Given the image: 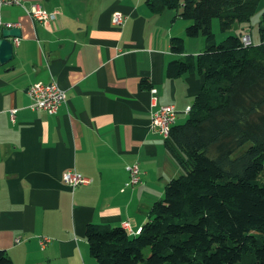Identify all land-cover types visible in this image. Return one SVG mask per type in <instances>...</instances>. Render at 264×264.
<instances>
[{
    "label": "crops",
    "instance_id": "crops-1",
    "mask_svg": "<svg viewBox=\"0 0 264 264\" xmlns=\"http://www.w3.org/2000/svg\"><path fill=\"white\" fill-rule=\"evenodd\" d=\"M146 1L22 0L0 8L19 31L7 37L11 57L0 58V250L11 264H97L87 224L127 222L137 234L180 172L151 118L172 105L174 125L186 120L204 77L172 75L168 65L195 58L205 41L185 35L190 21L179 6L155 13ZM33 6L58 17L34 20L25 11ZM115 12L122 24L112 22ZM174 37L183 38L182 52L172 50ZM37 81L65 90L56 113L30 107L27 88ZM135 162L140 182L130 186L127 165ZM66 170L91 182L71 187L61 178ZM43 236L49 242L41 246Z\"/></svg>",
    "mask_w": 264,
    "mask_h": 264
},
{
    "label": "trees",
    "instance_id": "trees-1",
    "mask_svg": "<svg viewBox=\"0 0 264 264\" xmlns=\"http://www.w3.org/2000/svg\"><path fill=\"white\" fill-rule=\"evenodd\" d=\"M259 2L146 1L155 13L179 6L190 21L185 35L203 36L195 58L173 60L168 68L172 75L195 71L204 81L188 117L166 139L182 173L166 183L139 232L87 224L97 264H264V9L258 43L244 45L242 32L231 31L251 19ZM215 17L227 34L219 42ZM171 47L182 52L183 38L174 37ZM0 264H11L3 250Z\"/></svg>",
    "mask_w": 264,
    "mask_h": 264
},
{
    "label": "built area",
    "instance_id": "built-area-1",
    "mask_svg": "<svg viewBox=\"0 0 264 264\" xmlns=\"http://www.w3.org/2000/svg\"><path fill=\"white\" fill-rule=\"evenodd\" d=\"M22 0H0V8L4 5L9 4H17L19 5ZM25 11L28 13L30 18L34 20L41 21L43 23H47L51 20H54L58 17L57 11L48 12L42 8L33 6L30 9L25 8ZM112 22L115 24H121L123 22V16L115 12L112 15ZM16 24L12 22L3 21L0 17V34L3 28L15 27ZM17 38L14 40L17 42ZM241 41L244 45L251 44V40L249 35L243 34L241 37ZM151 94L154 95L156 90L154 88H150ZM27 93L31 99L30 107L33 110H41L48 112L50 114H54L58 111L59 107L62 103L65 102V90H63L55 81H51L48 83L44 82H33L27 88ZM13 109L11 110V114L13 116ZM189 111V107L185 110ZM176 118V110L172 105H162L157 108L152 113V126L164 137L168 138L170 134L171 127L174 125V121ZM127 171L129 174L127 185H135L140 182V170L138 163H132L127 165ZM62 181L71 186L75 187L77 185H86L91 182V178L88 176H84L80 173L66 170L63 172ZM123 228L128 230L127 222L123 223ZM139 232V231H138ZM40 245L43 246L47 242H49V238L47 236H43L39 239Z\"/></svg>",
    "mask_w": 264,
    "mask_h": 264
},
{
    "label": "rangeland",
    "instance_id": "rangeland-1",
    "mask_svg": "<svg viewBox=\"0 0 264 264\" xmlns=\"http://www.w3.org/2000/svg\"><path fill=\"white\" fill-rule=\"evenodd\" d=\"M263 9H264V0H260L258 7H257L255 13L252 15L251 19L248 22H243V24H245V28L241 29L238 26L240 23H236L232 26V33L238 34L239 32L246 31L247 34H249L251 36L254 43H256V41H259L260 36H259V32H258V24H259ZM211 28H212V32L214 33L216 42L221 41L227 35V34H225L226 32H223L221 30L218 17H215L212 19V27ZM263 165H264V160H263ZM181 173H182V169H180V172L177 174V176Z\"/></svg>",
    "mask_w": 264,
    "mask_h": 264
},
{
    "label": "water",
    "instance_id": "water-1",
    "mask_svg": "<svg viewBox=\"0 0 264 264\" xmlns=\"http://www.w3.org/2000/svg\"><path fill=\"white\" fill-rule=\"evenodd\" d=\"M19 31L16 27L3 28L0 34V58L6 60L12 55V43L8 36H16Z\"/></svg>",
    "mask_w": 264,
    "mask_h": 264
}]
</instances>
